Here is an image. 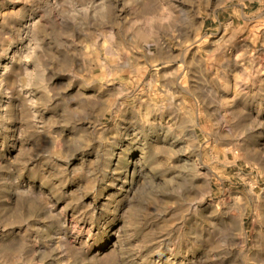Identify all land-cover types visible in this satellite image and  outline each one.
I'll list each match as a JSON object with an SVG mask.
<instances>
[{
	"label": "rangeland",
	"instance_id": "1",
	"mask_svg": "<svg viewBox=\"0 0 264 264\" xmlns=\"http://www.w3.org/2000/svg\"><path fill=\"white\" fill-rule=\"evenodd\" d=\"M0 264H264V0H0Z\"/></svg>",
	"mask_w": 264,
	"mask_h": 264
}]
</instances>
